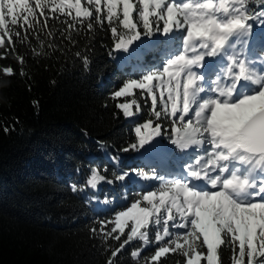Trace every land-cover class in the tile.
I'll list each match as a JSON object with an SVG mask.
<instances>
[{
	"label": "snow or ice",
	"instance_id": "1",
	"mask_svg": "<svg viewBox=\"0 0 264 264\" xmlns=\"http://www.w3.org/2000/svg\"><path fill=\"white\" fill-rule=\"evenodd\" d=\"M250 4L260 7L264 0H0V48L7 41L14 49L13 37L30 43V32L39 39L37 28L46 30L48 20L60 16L66 18V31L78 25L89 31L94 24L107 25L114 51L127 52L154 31L179 33L172 38L178 51L161 67L129 79L113 99L139 89L150 97L155 117L135 128L136 143L122 151L170 153L159 141L152 143L163 136L158 123L163 118L171 122V144L193 152L175 174L149 176L133 169L137 176L160 184L136 193L130 206L91 229L105 240L120 241L106 264H113L133 241L138 244L128 254L136 264H161L170 254L183 257V264H224L221 249L231 250L230 264H264V60L258 67L244 55V37L252 34L250 21L264 22V7L256 11ZM17 25L20 30H14ZM33 53L41 54L35 49ZM206 57L214 59L201 74L196 69L206 67ZM16 59L24 63L23 56ZM83 62L89 63L86 56ZM0 75L17 72L0 66ZM133 105L138 111L135 100L116 106L132 116ZM111 159L118 163L117 157ZM113 175L114 180L107 179L99 168H91L85 187L123 181L128 173ZM83 190L72 185L73 192Z\"/></svg>",
	"mask_w": 264,
	"mask_h": 264
},
{
	"label": "trees",
	"instance_id": "2",
	"mask_svg": "<svg viewBox=\"0 0 264 264\" xmlns=\"http://www.w3.org/2000/svg\"><path fill=\"white\" fill-rule=\"evenodd\" d=\"M249 7L258 11L264 5ZM65 19L50 18L46 30L37 28L39 39L30 32V43L13 37L14 49L7 41L0 48L4 56L0 66L17 72L12 77L0 75V81L6 82L0 83V264H106L120 241L105 240L91 229H99L100 220H110L115 211L130 206L136 193L155 190L160 184L137 176L133 169L164 176L171 169L162 165L182 169L186 162L175 154L153 161L144 149L122 151L136 143L135 128L155 117L150 97L139 89L113 99V93L129 79L157 68L168 54L178 51L176 43H170L162 31H154L129 47L140 46L136 56L123 57V51H114L107 25L94 24L91 31L78 25L66 31ZM14 30H20L19 26ZM49 30L52 36L47 35ZM178 35L173 32L174 37ZM33 49L41 54L35 55ZM18 55L24 57L22 65ZM132 100L139 110L133 105L134 114L125 116L116 105ZM158 123L163 125L160 143L178 152L168 139L171 122L162 118ZM91 168H99L111 180L113 173L128 176L91 189L85 187ZM74 184L84 190L73 192ZM105 199L113 203L105 204ZM137 244L133 241L113 264H136L128 253ZM221 256L224 264H230V249H221ZM183 259L170 254L161 264H183Z\"/></svg>",
	"mask_w": 264,
	"mask_h": 264
},
{
	"label": "rangeland",
	"instance_id": "3",
	"mask_svg": "<svg viewBox=\"0 0 264 264\" xmlns=\"http://www.w3.org/2000/svg\"><path fill=\"white\" fill-rule=\"evenodd\" d=\"M250 23H252L253 28H252V34L249 37H244V40L246 41V44L244 45V54H248L249 55V59L253 60V61H257L259 60L258 56L256 55V53L258 54L260 50L264 49V24H256L254 21H250ZM173 33H171L169 36H166V38L170 41V43L173 44ZM145 44V42H141L140 45ZM240 46L238 45V50H239ZM140 46L135 47V48H129L127 52H124L123 57H134L136 56L137 53L140 52ZM253 53V56H251V54ZM174 54V53H173ZM172 55V54H171ZM170 54H168L164 60L160 63V65H158L157 67H161L163 65V63L171 56ZM255 56V57H254ZM251 57V58H250ZM208 57H206L205 59H207ZM197 70V69H196ZM198 71V70H197ZM200 72V71H199ZM201 74H204L202 72H200ZM207 79V76H206ZM159 141V138L156 137L152 143L155 144ZM160 142V141H159ZM149 147V145H145V148ZM167 148V147H165ZM169 149V148H167ZM193 149H188L186 150V152H181V150L178 149V152L173 153L172 151L170 153H152V154H146L145 156H147V158L151 159V160H166V159H170L172 157V155L175 154V156H179L181 158L183 157H187V155L189 153H192ZM173 153V154H172ZM180 154V155H179ZM160 164H163L162 162H160ZM164 168L166 169H171V173L175 174L183 169L179 168V169H173L171 167H168L166 164L162 165Z\"/></svg>",
	"mask_w": 264,
	"mask_h": 264
},
{
	"label": "bare ground",
	"instance_id": "4",
	"mask_svg": "<svg viewBox=\"0 0 264 264\" xmlns=\"http://www.w3.org/2000/svg\"><path fill=\"white\" fill-rule=\"evenodd\" d=\"M245 56H247V54H245ZM206 62H208V60L206 61ZM256 63V62H255ZM257 64V63H256Z\"/></svg>",
	"mask_w": 264,
	"mask_h": 264
}]
</instances>
